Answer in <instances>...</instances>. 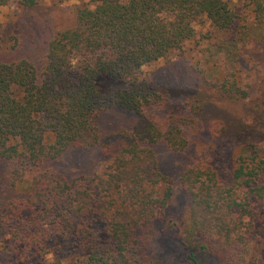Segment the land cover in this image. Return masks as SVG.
Returning <instances> with one entry per match:
<instances>
[{
	"label": "trees",
	"instance_id": "obj_1",
	"mask_svg": "<svg viewBox=\"0 0 264 264\" xmlns=\"http://www.w3.org/2000/svg\"><path fill=\"white\" fill-rule=\"evenodd\" d=\"M12 1L36 3L0 6ZM92 1L93 8L76 11L72 28L50 38L38 64L0 55V159L11 182L30 176L24 199L0 220V235L8 236L0 253L19 248L37 264H154L137 230L163 213L170 185L145 145L162 141L171 152L184 151L189 118L147 113L168 97L150 89L141 68L180 50L205 21L233 31L234 11L227 0ZM244 4L263 28L264 0ZM110 106L137 122L99 142L96 117ZM97 145L110 161L90 178L67 180L45 168L69 147ZM179 183L189 196L182 264H264L263 240L258 253L240 249L264 232V149L240 148L229 186L210 166L184 169Z\"/></svg>",
	"mask_w": 264,
	"mask_h": 264
},
{
	"label": "rangeland",
	"instance_id": "obj_2",
	"mask_svg": "<svg viewBox=\"0 0 264 264\" xmlns=\"http://www.w3.org/2000/svg\"><path fill=\"white\" fill-rule=\"evenodd\" d=\"M227 1L234 11L233 31H217L205 21L194 27L193 39L180 50L141 68L150 89L168 97L163 107H152L147 113L157 119L189 118L182 127L187 140L184 151L171 152L162 141L145 145L153 153L156 172L170 185L163 213L141 223L137 230L147 240L148 256L154 264L184 262L181 241L190 230L189 196L180 186L181 172L192 166H210L219 181L229 186L231 163L240 148L252 144L264 149V27L256 29L245 0ZM94 4L92 0H36L31 8H23L16 1L0 6V55L38 64L50 38L74 26L78 9H91ZM242 36L250 39L241 43L238 38ZM109 85L104 82L102 87ZM136 122L134 114L117 106L101 109L96 117L99 142L132 128ZM109 161L98 145L87 150L69 147L47 161L45 168L72 180L100 173ZM7 175L8 166L0 159V220L11 205L24 199L30 180L29 173L13 182ZM7 238L0 235V252ZM261 240L264 232L256 237V243L241 245L242 254L258 253L257 242ZM49 258L47 255L44 260ZM0 264L37 263L15 248L6 255L0 253Z\"/></svg>",
	"mask_w": 264,
	"mask_h": 264
}]
</instances>
